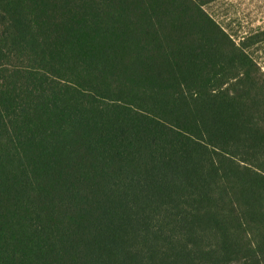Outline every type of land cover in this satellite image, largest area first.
Masks as SVG:
<instances>
[{
  "label": "trees",
  "instance_id": "1",
  "mask_svg": "<svg viewBox=\"0 0 264 264\" xmlns=\"http://www.w3.org/2000/svg\"><path fill=\"white\" fill-rule=\"evenodd\" d=\"M215 0H0V264H264V71Z\"/></svg>",
  "mask_w": 264,
  "mask_h": 264
},
{
  "label": "rangeland",
  "instance_id": "2",
  "mask_svg": "<svg viewBox=\"0 0 264 264\" xmlns=\"http://www.w3.org/2000/svg\"><path fill=\"white\" fill-rule=\"evenodd\" d=\"M205 9L237 43L264 31V0H215ZM249 53L264 71V43Z\"/></svg>",
  "mask_w": 264,
  "mask_h": 264
}]
</instances>
